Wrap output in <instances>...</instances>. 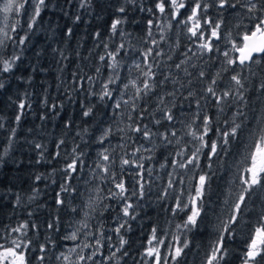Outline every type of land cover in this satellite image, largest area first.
I'll use <instances>...</instances> for the list:
<instances>
[{
	"label": "snow or ice",
	"instance_id": "obj_1",
	"mask_svg": "<svg viewBox=\"0 0 264 264\" xmlns=\"http://www.w3.org/2000/svg\"><path fill=\"white\" fill-rule=\"evenodd\" d=\"M128 2L136 5L137 0H128ZM89 4L90 0H81L79 7L84 8ZM26 5L32 8L27 23L28 29L31 30L40 17L42 9L47 7L46 0H0V13L3 14L4 22L3 27H0V74L13 72L17 62L21 60L19 53L12 52L7 58L3 53L9 46L16 49L25 45L28 40L27 33L21 36L18 32V28H21L19 17L22 13L27 14ZM140 10L147 11L154 18L157 13L159 18H167L168 30L173 27L172 21L182 25L193 47L187 48L182 54L185 59L175 63L174 67L186 77H193L194 73L189 69L196 68L195 79L204 83V87L200 89L202 93L200 99L210 103L201 105L200 99H197L196 112L187 122L179 120L173 108L168 106L172 104L174 107L175 99L166 103V97L175 98L178 92L185 100H189L195 94L191 87L186 96L181 92V89L193 84L192 79L182 81L179 76L162 70L160 75L163 78L157 79L156 69H160L157 57L164 56L163 49L159 48V45L165 41L162 23L154 24L153 18L147 21V35L150 39L145 43L149 46L140 52V60H132L131 67H127L124 63L122 55L126 49L124 42L116 44L115 47L103 43L104 54L98 56L101 66L96 67L95 72L99 75L103 67L107 72V79L100 82L99 90H85L90 91L92 96L105 104L108 101L112 102L114 121L117 116L123 117L127 113L126 119L120 120L115 129L123 133L120 140L124 143L117 145V148L124 150L123 154L113 155L116 148L105 146L106 141L111 143L110 137L114 132L111 125L101 128L99 136L96 137V143L101 147L97 150V159L91 166L87 165L84 159L86 153L79 144L66 151L61 148L65 144L61 139L56 144L57 151L51 156V160H56L61 156V151H64L65 162L60 168L63 173L62 183L56 193L55 202L74 216L73 224L69 225L71 231L58 239L70 241L72 246L67 251L61 250L58 254L49 257L48 245H51L52 249L57 247L56 240L49 236L46 243L38 245L39 254L30 258L29 254L34 245L28 233L38 232L39 227L35 223L22 221L17 226H10L0 233V264H34V261L45 264L46 260L52 259L58 264H109V262L120 264L123 256L128 254L124 250L128 241L122 230H130L129 220H135L137 215L134 211L133 198L135 197L138 202L144 199L146 188L151 191L153 172L151 167L145 166L144 161L153 159L152 153L157 147V139L164 146L171 145L176 149L169 153L170 160L166 159L165 163L159 165L161 170L171 168L172 171L165 173L167 177L165 186L160 189L157 198L167 200L171 197L173 206L168 209L171 215L175 217L180 213L186 214L183 222L177 224L176 228L182 232H191L198 227L211 178L208 172L202 170L196 172L200 167L201 156L205 155L204 150H208L206 158L210 162L208 168L211 169V161L214 157L219 159L221 154H227L233 141H238L242 135L247 134L244 152L237 165L236 183L239 190L232 194L235 199L230 204L227 199L225 200V204H229L230 213L227 220L222 222L220 235L206 254L205 264H223L228 255L226 237L231 239L234 236L235 229L232 225H238L242 206H246V200L254 190L264 191V0H187V2L186 0H153L152 6L147 9L141 6ZM117 11L124 13L125 7L121 6ZM12 16L17 19L15 23L9 24L8 21ZM230 16L236 17L235 23L229 21ZM75 20L79 21L80 16H76ZM124 22L122 18L113 20L110 26L113 37L125 35L120 27ZM153 27L160 30L159 40L153 36ZM66 35H72L71 28L67 30ZM95 37L98 41L102 39L99 32L95 33ZM99 46L98 43L97 47ZM188 53H191V56ZM193 57L196 58L195 61ZM167 59L171 60L172 56L169 55ZM197 61L208 64L215 70V74L210 75L202 66H198ZM133 68L136 73L134 76H132ZM124 70L128 71L131 78L126 79L121 75ZM74 82L78 83L81 89H84L86 82L95 85L92 76ZM168 83L175 86L173 90L163 93L157 91L165 88ZM4 88L3 78H0V89ZM251 94L258 98L256 106H250ZM150 100L155 101V107L151 112H149ZM208 106L216 109L215 115L205 111ZM26 107L30 108L31 105H26L24 100L18 102L19 112L15 116L17 124ZM93 107L88 106L82 115L84 117L92 115ZM56 108L57 105L54 103L50 106L52 111ZM146 114L151 117L152 126L144 122ZM178 122L183 126V136H178L175 127ZM120 124L124 126L120 127ZM162 125L163 131L160 130ZM70 126L66 124V127ZM0 128H3V124H0ZM15 131V128L11 129L9 147H6L3 155H0V161L7 156L15 138ZM83 131L87 133L88 129L85 128ZM210 134L215 135L216 139H211ZM77 135L81 134L78 132ZM137 140L146 143H140L138 147L127 151L125 144L127 142L135 144ZM84 142L88 143V141ZM43 147L42 144L35 145L36 149ZM144 153L149 155L145 156ZM39 156L40 160L44 159V152L40 151ZM85 167L89 168L90 176L85 182L90 186L86 190L87 200L82 205H76L73 201L77 197L84 196L85 193L81 192L73 181L84 172ZM189 173H194L192 179L195 183L192 184L189 180V186L185 189L182 186ZM129 176L132 179L131 183L126 179ZM40 179V176L35 177L36 181ZM177 190H179L178 194ZM34 198L31 196L29 200ZM105 200L116 201L120 208V213L114 218L116 226L108 230L104 229L102 221L97 224L90 222L96 219L93 213L99 210V215L103 216L105 211L112 208L111 204L104 203ZM19 203L20 197L17 195L16 206ZM81 214L82 218L77 219ZM28 215L31 216L32 213L29 212ZM125 217L128 219H123ZM59 222L60 218L57 216L54 221L47 224V228L59 232ZM108 231L118 237V244L112 242L113 237L108 235ZM173 241L165 245V240L158 237L157 229L153 227L148 247L141 257L143 264H179L189 243L187 241L181 243L179 236H175ZM161 245L166 247V254L161 253ZM105 249L108 250L107 254ZM242 256V264H264V211L259 215L257 225L250 231L245 241Z\"/></svg>",
	"mask_w": 264,
	"mask_h": 264
},
{
	"label": "trees",
	"instance_id": "obj_2",
	"mask_svg": "<svg viewBox=\"0 0 264 264\" xmlns=\"http://www.w3.org/2000/svg\"><path fill=\"white\" fill-rule=\"evenodd\" d=\"M80 3L81 0H46L47 7L42 9L40 17L37 18L31 30L28 29L27 23L32 12L28 11L26 15L22 13L19 17L21 28H18V32L21 36L27 33L28 40L25 45L16 49L9 46L3 53L5 58L12 52L19 53L21 60L17 62L13 72L0 74V78H3L5 83V88L0 89V124H3V128H0V155H3L4 149L9 147L8 139L11 129H16L8 154L0 161V233L10 226H17L22 221L38 225V232L28 233L34 245L29 254L30 258L39 254L38 245L46 243L49 236L57 242L55 249L48 245L47 256L49 257L58 254L61 250L65 251L69 243L58 239L71 231L69 225L73 224L74 214L66 208H60L55 202L63 177L60 168L65 162L64 151H61L58 159L51 160L52 154L57 151L56 144L63 139L65 144L61 148L66 151H70L79 144L86 153L84 159L87 165L91 166L97 159V150L101 147L96 143L100 129L111 125L114 132L118 133L115 131L116 123L121 119H126L127 113L123 117L117 116L114 121L112 102L108 101L105 104L92 96L90 91L85 90H99L100 82L107 79V72L103 67L99 75L95 72V68L101 66L98 56L104 54L103 43L115 47L116 44L124 42L126 45L125 52L122 53L124 63L127 67H131L132 60H140V52L149 46L145 43L150 39L147 35V21L153 18L154 24H163L165 32V41L159 45V48L163 49L164 56L157 57L160 62V69H156L157 79L163 78L160 75L162 70L165 73L171 72L179 76L182 81L193 80V84L181 89V92L186 96L191 87L195 94L194 97L185 100L179 92L175 98L166 97V103L175 99V106L173 107L172 104L168 106L173 108L179 120L185 122L191 120L196 112L195 101L200 99L202 95L200 89L204 87L203 82L195 79L196 68L189 69L194 73L193 77H186L183 72H178L174 67L175 63L185 59L182 54L187 51V48L193 47L182 25H177L176 21H172L173 27L168 30L167 18H159L158 13L154 18L147 11L140 10L141 6L145 9L152 6L153 0H137L136 5H132L128 0H90V4L84 8L79 7ZM121 6L125 7L124 13L117 11ZM76 16H80L79 21L75 20ZM116 18H122L125 21L120 26L125 33L123 37L112 36L110 26ZM228 19L231 23L236 21V17L230 16ZM69 28L72 29L71 36L66 35ZM152 31L154 38L159 40L160 30L153 27ZM97 32L102 38L100 41L95 37ZM98 43L99 47H97ZM169 55L172 56L171 60L167 59ZM188 55L191 56V53ZM195 60L196 58L193 57V61ZM197 64L210 75L215 74V70L208 64H202L199 61ZM121 75L126 79L131 78L126 70L122 71ZM134 75L135 69L133 68L132 76ZM87 76L93 77L95 85L86 82L84 89H81L74 81ZM174 87L173 84L168 83L165 88L157 89V91L163 93L173 90ZM21 100H24L26 105L30 104L31 107H26L17 124L15 116L19 112L18 102ZM53 103L57 105L55 111L50 109ZM200 103L205 105L210 102L200 99ZM257 104L258 98L251 94L250 106ZM88 106H94L93 113L89 117H84L82 113ZM154 107L155 101L150 100L149 112ZM205 111L210 115L216 113V109L211 106L206 107ZM249 115H251L250 112ZM42 116L45 118L41 119ZM144 122L152 126L151 117L147 114ZM66 124L71 126L66 127ZM175 127L178 136H183L182 124L178 122ZM85 128L88 129L87 133L83 131ZM153 130H156L155 127ZM160 130H164L163 125ZM78 132L80 136L77 135ZM210 136L211 139H216L215 135L210 134ZM184 139L190 138L184 137ZM246 139L247 134L245 133L238 141H233L227 154H221L219 159L214 157L211 161V169L208 168L210 162L206 158L208 150H204L205 155L201 156L200 167L196 172L201 170L208 172L211 178L198 227L191 232H182L176 228L177 224L183 222L186 214L180 213L175 217L171 215L168 211L173 206L171 197L167 200L157 198L160 189L165 186L167 179L165 173L172 171L171 168L161 170L159 165L165 163L166 159L170 160L169 153L176 150L171 145L164 146L157 139V147L152 153L153 159L144 161L145 166L151 167L153 172L151 191L149 192L146 188L144 199L138 202L135 197L133 198L134 211L137 215L135 220H129L131 229L122 230V234L128 241L124 249L128 254L123 256L120 264H143L141 257L148 247L153 227L157 229L158 237L165 240V245L173 243L175 236H179L181 243L184 241L189 243L179 264H205L206 254L220 235L222 222L226 221L229 216V204L235 199L232 194L239 190L236 183L237 165L244 152ZM84 141L88 143L85 144ZM138 143L146 142L140 140H137L135 144L129 142L128 150ZM36 144H42L43 149H36ZM40 151L44 152L42 160L39 156ZM38 160H40L39 163H37ZM193 175L194 173H189L186 176L182 187L186 189L189 186V180L192 184L195 183L192 179ZM36 176H40L41 179L36 181ZM89 179V168L85 167L84 172L73 181V184L85 193L84 196L77 197L73 201L74 204L82 205L85 201L88 188L85 182ZM126 179L129 183L132 182L130 176ZM178 193L179 190H177ZM17 195L20 197L18 206H16ZM31 196L35 198L29 200ZM226 199L229 204H225ZM104 203L111 204L112 207L114 204L108 200ZM262 211H264V191L254 190L250 198L246 200V206H242V215L238 220V225H232L235 229L234 236L231 239L226 237L228 255L223 264H242L245 241L250 231L257 225ZM29 212L32 213L31 216L28 215ZM119 213V206L115 208V212L111 209L105 211L103 216L99 215L98 210L94 213L96 219L91 223L97 224L102 221L105 230L111 229L116 226L114 218ZM57 216L60 218V231H50L47 224L54 221ZM79 218H82V214L81 217H77ZM125 219L128 218L125 217ZM109 233L113 237L112 242L118 244V237L111 231ZM160 247L161 253L166 254V247L164 245ZM104 251L107 254L108 250ZM34 264H39V262L34 261ZM45 264H58V262L52 259L51 261L46 260Z\"/></svg>",
	"mask_w": 264,
	"mask_h": 264
},
{
	"label": "rangeland",
	"instance_id": "obj_3",
	"mask_svg": "<svg viewBox=\"0 0 264 264\" xmlns=\"http://www.w3.org/2000/svg\"><path fill=\"white\" fill-rule=\"evenodd\" d=\"M26 10H27V12L29 11V12H32V8L30 7V6H28V5H26ZM16 17H14V16H12V17H10V19H9V21H8V23L9 24H11V23H15V21H16ZM3 14L2 13H0V27H3ZM127 71V70H126ZM136 74V73H135ZM114 95H115V93H114ZM117 98H119L118 97V95H117ZM122 120V119H121ZM118 123V122H117ZM117 123H116V127H117ZM124 125L123 124H120V127H123ZM121 135H123V133H115V132H113V135L110 137V140H111V143L109 144L107 141L105 142V146H108V147H110V148H116V152L115 153H113V155H117V154H123V149H120V148H117V145L119 144V143H124V141H121L120 140V136ZM140 145V143H138L135 147H138ZM128 146H130L129 145V142H127L126 144H125V148L127 149V151H131V150H128ZM144 155L146 156L147 155V153H144ZM117 168H118V165H117ZM90 186L88 185V188H89ZM87 188V189H88ZM87 200V191H86V198H85V201ZM114 204H113V207L111 208V210L113 211V212H115V208L116 207H118V204H117V202L116 201H112ZM93 215H94V213H93ZM115 217H117L116 215H115ZM123 219H125V218H123ZM94 220V219H93ZM92 221V220H91ZM90 221V222H91ZM110 233H109V231H108V235H109ZM69 243H68V246L66 247V249H65V251H67V249L69 248V247H71L72 246V244H71V242L70 241H68Z\"/></svg>",
	"mask_w": 264,
	"mask_h": 264
}]
</instances>
